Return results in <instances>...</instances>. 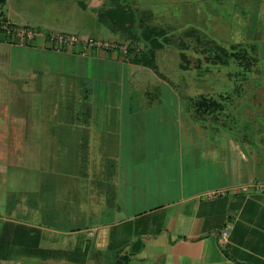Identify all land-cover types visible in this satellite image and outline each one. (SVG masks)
Returning a JSON list of instances; mask_svg holds the SVG:
<instances>
[{
	"label": "crops",
	"instance_id": "1",
	"mask_svg": "<svg viewBox=\"0 0 264 264\" xmlns=\"http://www.w3.org/2000/svg\"><path fill=\"white\" fill-rule=\"evenodd\" d=\"M224 1L264 77V0ZM104 2L0 4V22L33 31L0 38L15 53L0 73V264H264L263 113L221 92L194 103L126 50L54 48L119 41Z\"/></svg>",
	"mask_w": 264,
	"mask_h": 264
},
{
	"label": "rangeland",
	"instance_id": "2",
	"mask_svg": "<svg viewBox=\"0 0 264 264\" xmlns=\"http://www.w3.org/2000/svg\"><path fill=\"white\" fill-rule=\"evenodd\" d=\"M106 1L108 2H104L98 9L101 20L107 23H120V20H112L105 13V6H110L118 0ZM121 1L119 0L118 2ZM129 3H132L137 8V17L145 23L144 26L147 28V31H150L153 27H160L165 32L167 31L166 36L159 37L164 42L162 47L157 48L155 42L151 44L158 75H161L163 78L166 77L172 83H177L180 87L178 89L179 92L183 95H191L194 103L200 102L203 98H208L210 93V97H217L219 96V92H221V94H227L226 98H231L235 106L238 105L244 110H256L258 113L262 112V115H264V89L257 90L240 87V90L234 89L235 84H239L242 87L248 86L250 82H257L259 85L262 82L264 85V77L260 76V73H256V66H258L256 61L253 64L252 70H250L251 73L249 72V68L243 64L245 63V51L250 47L238 36L242 32L243 21L241 17L234 16V11L237 7H235L233 2L200 0V3L197 4L199 10L192 11L191 15L190 11L188 12L186 9V4H183V1L169 2L168 5H155L148 1L143 3L139 2V0H129ZM195 15L199 19L197 18V20L193 21L192 26L187 25L186 18L190 16L195 17ZM214 15L216 19L213 21ZM52 17L53 14H50L49 18ZM8 25L13 27L10 24ZM191 27L195 30L191 35H188V29ZM205 32H209L211 36L213 34L219 35L220 39L224 42H217L215 39H212L217 37V35L210 39L207 34L205 36ZM125 34L129 36V33ZM150 34H152V31H150ZM6 35L5 31H0L1 39L2 37H6ZM144 35H147V32ZM166 38L169 42L167 44ZM119 39V41L93 40V48L110 51L120 49L129 52V49L138 51L146 46L144 41H136L135 39L124 40V37H119ZM10 55L14 60V51H10L7 46L0 44V73L3 71L4 76H8L7 69L10 66ZM130 57L129 59H131ZM19 60H23L20 54ZM4 76H0V82L3 81L1 77ZM208 85H212L218 90H205ZM186 87L188 88L185 89Z\"/></svg>",
	"mask_w": 264,
	"mask_h": 264
},
{
	"label": "trees",
	"instance_id": "3",
	"mask_svg": "<svg viewBox=\"0 0 264 264\" xmlns=\"http://www.w3.org/2000/svg\"><path fill=\"white\" fill-rule=\"evenodd\" d=\"M113 1V0H112ZM119 1V0H118ZM113 2V4L115 3V5H110L108 7V9L105 10V13L107 16L111 17L112 20H120V23H107L108 26L118 32L121 37H124L125 39L128 40H133L135 39L136 41H144V43L146 44V46H144L143 49L135 51V49H129V52L127 51V54L131 55V61L133 63L136 64H141L144 66H147L149 68H151L155 73H158L156 65L154 63V51L152 50V42H155L157 44V48L158 47H162L164 42L163 40H161V38L159 39V37L161 36H166V32L165 30H163V28L161 29L160 27H153L150 29V31H152V34H150V31H147V28H145L144 26V22L139 19L137 17L136 14V9L132 3H129V0H122L121 2ZM4 0H0V4L3 3ZM99 15V19L100 18V14ZM104 22V20H101ZM120 26L118 28V26ZM143 25V26H142ZM188 35L192 34V32L195 30L193 27H191L190 29H188ZM121 32V33H120ZM147 32V35H144V33ZM125 33H129V36L126 35ZM131 34V35H130ZM153 39V41H151ZM166 44L169 43L168 39L166 38ZM165 41V40H164ZM246 50V49H245ZM134 51V52H133ZM220 55V54H218ZM217 55V56H218ZM238 55V54H237ZM242 55V54H241ZM241 57V56H240ZM244 58V56H243ZM244 64V63H243ZM198 104H201V101L198 102ZM197 104V105H198Z\"/></svg>",
	"mask_w": 264,
	"mask_h": 264
},
{
	"label": "built area",
	"instance_id": "4",
	"mask_svg": "<svg viewBox=\"0 0 264 264\" xmlns=\"http://www.w3.org/2000/svg\"><path fill=\"white\" fill-rule=\"evenodd\" d=\"M0 29L4 30L7 34V36L11 35V36H18V37H27L30 38L33 35V31L31 29H26V28H22V29H17L16 27H10L8 25V23L5 22H0ZM52 38H54V45L56 49L61 48V46L63 44H73V43H79L81 44L83 47L86 46H93V41L91 39H88L84 44H82V42H80L79 40H77L76 37L74 36H52ZM245 187H243L244 189ZM261 188V187H260ZM264 190V187H262ZM226 234V232H222V235L224 236Z\"/></svg>",
	"mask_w": 264,
	"mask_h": 264
}]
</instances>
